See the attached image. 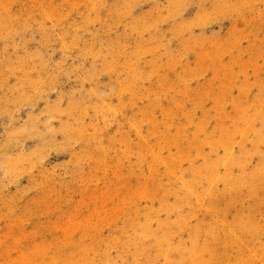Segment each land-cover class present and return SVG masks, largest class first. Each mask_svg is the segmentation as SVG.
I'll return each mask as SVG.
<instances>
[{
	"label": "rangeland",
	"instance_id": "obj_1",
	"mask_svg": "<svg viewBox=\"0 0 264 264\" xmlns=\"http://www.w3.org/2000/svg\"><path fill=\"white\" fill-rule=\"evenodd\" d=\"M0 264H264V0H0Z\"/></svg>",
	"mask_w": 264,
	"mask_h": 264
}]
</instances>
